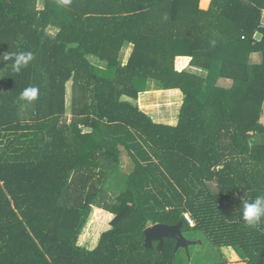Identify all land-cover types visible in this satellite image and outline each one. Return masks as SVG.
Wrapping results in <instances>:
<instances>
[{
  "label": "trees",
  "instance_id": "16d2710c",
  "mask_svg": "<svg viewBox=\"0 0 264 264\" xmlns=\"http://www.w3.org/2000/svg\"><path fill=\"white\" fill-rule=\"evenodd\" d=\"M37 2L0 0V62L17 57L0 69V264H176V240L158 253L144 230L180 220L264 264V223L240 216L264 195V0ZM150 80L182 93L174 124L136 102Z\"/></svg>",
  "mask_w": 264,
  "mask_h": 264
},
{
  "label": "rangeland",
  "instance_id": "374dc122",
  "mask_svg": "<svg viewBox=\"0 0 264 264\" xmlns=\"http://www.w3.org/2000/svg\"><path fill=\"white\" fill-rule=\"evenodd\" d=\"M44 6V0H38L37 2V8H42ZM51 31H54V29H51ZM128 52H125L123 55V62L126 60ZM92 61L96 63L97 65L103 67L105 66V63L100 61L97 58H92ZM181 63V61L179 62ZM2 74V73H1ZM71 85L72 82L70 81L68 83V93H67V106H68V113L70 114V104H71ZM227 87L231 85V83H226ZM148 89H150V92L145 95H150V103L151 106L146 111L150 113L156 120V116L152 113L159 115V117L162 115L161 118L164 120L174 119L175 114L178 110V107L180 105V101L178 103H175L176 101L174 98L169 96L171 93L178 95L180 98L181 94H178L177 92H170L163 90L159 84L155 80H150L148 84ZM180 93V91H179ZM142 97L138 101L139 105L142 106ZM177 105V106H176ZM143 107V106H142ZM149 110V111H148ZM160 120V119H158ZM262 123H264V112L261 118ZM263 139L262 135L257 134L255 140L256 142H261ZM129 161L127 156H123L122 161V172L118 175H111L108 180V185L105 194L102 196L99 207H105L108 203L109 197L113 196L114 193L121 191L124 188V178H125V171L128 169ZM125 170V171H124ZM97 229V226L95 227ZM186 238H188L190 241H193L196 243L191 244L189 247V252L185 250V248H179L176 255V264H209L212 261H220L221 259H228V264H234V262L240 261L243 258V254L238 251L235 247L228 248V247H222V251L224 252V256H220L217 252L218 250L212 246L210 241L206 238L205 235L197 232V231H190L184 234ZM89 238V239H87ZM86 240H83L84 242H92L93 238H91V235L88 236Z\"/></svg>",
  "mask_w": 264,
  "mask_h": 264
},
{
  "label": "water",
  "instance_id": "95a60500",
  "mask_svg": "<svg viewBox=\"0 0 264 264\" xmlns=\"http://www.w3.org/2000/svg\"><path fill=\"white\" fill-rule=\"evenodd\" d=\"M256 39H261L262 34L257 33ZM29 53V52H27ZM17 61V57L14 55H7L0 62V69L3 68L6 64L10 62ZM145 246L147 248H151L155 241L158 242V253L163 249V244L165 238H174L176 240V245L173 251V254L178 251L179 248H185L187 252H189V247L191 244H195V242L190 241L185 237L182 232V221L180 220L177 224L168 225L164 223H156L153 225H149L145 230Z\"/></svg>",
  "mask_w": 264,
  "mask_h": 264
},
{
  "label": "clouds",
  "instance_id": "9594fccd",
  "mask_svg": "<svg viewBox=\"0 0 264 264\" xmlns=\"http://www.w3.org/2000/svg\"><path fill=\"white\" fill-rule=\"evenodd\" d=\"M68 0H65L67 3ZM27 60L23 57L20 58V62L16 66V70L19 71L20 64H26ZM35 98V90H32L31 95H27L22 92L20 99L32 100ZM242 207L240 208L241 219L249 227H257L261 223H264V195H257L254 199L251 200H242Z\"/></svg>",
  "mask_w": 264,
  "mask_h": 264
},
{
  "label": "crops",
  "instance_id": "0c3cea01",
  "mask_svg": "<svg viewBox=\"0 0 264 264\" xmlns=\"http://www.w3.org/2000/svg\"><path fill=\"white\" fill-rule=\"evenodd\" d=\"M262 23L264 24V10H263V14H262ZM133 48H134V46L133 45H130V46H128V48H127V50H126V52H128V54H127V56H126V60H125V62H127V60H128V58L130 57V55H131V53H132V51H133ZM92 58H95V57H92ZM124 62V63H125ZM187 60L186 59H183L182 61H181V63L179 64V67L180 68H184V67H186L188 64H187ZM189 68H188V70L189 71H191V72H195V73H198V74H201V75H205L206 74V71L204 70V69H202V68H199V67H195V66H188ZM225 82L226 83H231V81H229V80H225ZM149 88V87H148ZM150 92V89H147V91L146 92H143V93H141L140 94V96H139V99L136 101V102H138L139 100H140V98H141V96L143 95H145V94H148ZM170 92H177L178 94H181V96H180V98H181V100H182V93L180 92L179 93V90H170ZM126 98V97H125ZM181 102V101H180ZM180 105H181V103H180ZM180 105H179V107H180ZM142 109H144L142 106H140ZM178 107V108H179ZM145 111H146V109H144ZM177 113V112H176ZM150 114V113H149ZM151 115V114H150ZM176 115V114H175ZM152 116V115H151ZM153 117V116H152ZM176 118H177V116L176 117H174V119H169V120H164L163 118L162 119H160V120H156L154 117H153V119L155 120V121H157V122H166V123H170V124H174L175 122H176ZM262 122V121H261ZM264 124V123H263Z\"/></svg>",
  "mask_w": 264,
  "mask_h": 264
},
{
  "label": "built area",
  "instance_id": "2783aa9c",
  "mask_svg": "<svg viewBox=\"0 0 264 264\" xmlns=\"http://www.w3.org/2000/svg\"><path fill=\"white\" fill-rule=\"evenodd\" d=\"M188 219L190 220V222L193 224V221L189 218V216L187 215Z\"/></svg>",
  "mask_w": 264,
  "mask_h": 264
}]
</instances>
